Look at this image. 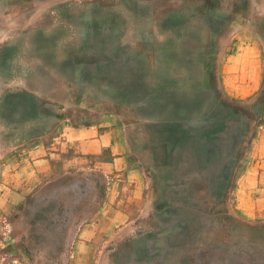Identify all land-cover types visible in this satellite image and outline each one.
<instances>
[{"label":"rangeland","instance_id":"1","mask_svg":"<svg viewBox=\"0 0 264 264\" xmlns=\"http://www.w3.org/2000/svg\"><path fill=\"white\" fill-rule=\"evenodd\" d=\"M79 102L115 112L120 170L28 152ZM245 175L264 183V0H0V264H264Z\"/></svg>","mask_w":264,"mask_h":264},{"label":"crops","instance_id":"2","mask_svg":"<svg viewBox=\"0 0 264 264\" xmlns=\"http://www.w3.org/2000/svg\"><path fill=\"white\" fill-rule=\"evenodd\" d=\"M246 85L251 86L250 81ZM80 103H75V106H71V108H64L65 105L62 103L55 105L53 122L37 136H29L27 138L29 143L27 145L28 152L40 153L37 158L39 161L47 163V169L53 166L51 165L52 161H56L54 165L62 163L63 170L66 172H71L74 168L76 170L83 168L76 167L78 157L83 158L81 162L90 161L97 168L99 166L102 167L100 164L108 159L105 154H112L113 157L110 158L114 165L112 171L120 170L119 163L124 162L123 160L126 159L124 153L125 144L120 146L122 142L120 133L111 126L107 129V123L102 122L103 117L114 116L116 115L115 112L110 110L95 112L96 110L92 107L94 106L93 104ZM123 141L125 142L124 139ZM25 147L23 146L24 149ZM42 150L44 153H41ZM32 163L34 164L35 162ZM248 182L249 177L245 175L239 189L237 179L235 184H233V193L239 197V192L242 191L245 197L252 196L255 202L263 204L264 183H258L260 188L252 190L249 189L250 185H248ZM111 186H115V184ZM118 194L125 198L127 191L126 189L119 190ZM262 208L264 209L258 204L257 209Z\"/></svg>","mask_w":264,"mask_h":264}]
</instances>
